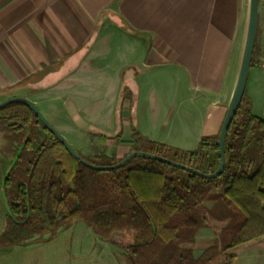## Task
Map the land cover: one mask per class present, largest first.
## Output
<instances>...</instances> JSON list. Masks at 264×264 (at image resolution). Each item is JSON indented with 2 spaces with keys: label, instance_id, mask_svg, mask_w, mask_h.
Returning <instances> with one entry per match:
<instances>
[{
  "label": "crops",
  "instance_id": "0c3cea01",
  "mask_svg": "<svg viewBox=\"0 0 264 264\" xmlns=\"http://www.w3.org/2000/svg\"><path fill=\"white\" fill-rule=\"evenodd\" d=\"M247 1L0 0V100L24 95L64 118L54 122L82 155L91 135L116 159L131 153L133 130L176 148L216 137L240 69ZM245 92L264 118V48Z\"/></svg>",
  "mask_w": 264,
  "mask_h": 264
},
{
  "label": "trees",
  "instance_id": "16d2710c",
  "mask_svg": "<svg viewBox=\"0 0 264 264\" xmlns=\"http://www.w3.org/2000/svg\"><path fill=\"white\" fill-rule=\"evenodd\" d=\"M256 50L257 42L252 66ZM60 66H46L15 87L37 83ZM0 132L7 142L2 153L12 159L1 182L6 212L1 247L55 236L82 222L120 248L126 264H235L243 245L264 238V118L253 112L246 92L227 133L225 170L211 179L146 158L92 170L19 102L0 109ZM218 140L219 135L204 137L196 149L184 150L133 130L131 152L210 174L221 162ZM77 152L98 166L122 160L100 151L92 157ZM211 221L224 225L198 255L193 245Z\"/></svg>",
  "mask_w": 264,
  "mask_h": 264
},
{
  "label": "rangeland",
  "instance_id": "374dc122",
  "mask_svg": "<svg viewBox=\"0 0 264 264\" xmlns=\"http://www.w3.org/2000/svg\"><path fill=\"white\" fill-rule=\"evenodd\" d=\"M247 2L250 3V0ZM256 42L257 48H264V0H260ZM4 100H0V102ZM38 108L51 124L67 138L72 147L76 149L74 138L67 135L61 128H58L57 124H55L56 122H54L57 120L51 119L43 107L38 106ZM63 119L59 118L57 122L63 124ZM66 122L69 123V120L66 119ZM91 140L92 143L89 148L81 149L82 153H84L83 155L88 154L85 155L87 157H92L98 151V147L102 145L100 142L96 143L95 138L91 137ZM6 143L4 134L0 132V233L5 227L6 214L1 182L12 161L9 155L7 157L2 153V148L7 146ZM184 145H186L187 149L194 150L199 143L192 144V146H189V144ZM211 222V228L204 229L197 238V244L193 245L196 253H202L206 247L211 245L224 225L220 222ZM237 256L239 259L237 264H264V239L243 245ZM0 264H126V261L121 254L120 248L109 241L101 239L92 229L80 222L70 228L61 229L55 236H36L26 241L23 245L16 247L0 246Z\"/></svg>",
  "mask_w": 264,
  "mask_h": 264
},
{
  "label": "water",
  "instance_id": "95a60500",
  "mask_svg": "<svg viewBox=\"0 0 264 264\" xmlns=\"http://www.w3.org/2000/svg\"><path fill=\"white\" fill-rule=\"evenodd\" d=\"M259 7H260V0H250L249 3V19H248V28L246 34V40L244 45V51L242 55V60L240 64V69L237 77V81L235 84V88L228 105V110L226 117L224 119L220 134H219V148H220V157L221 162L220 166L214 173H203L196 169L190 168L183 164L177 163L173 160H169L165 157H161L155 154L147 153V152H131L125 158H123L119 163L112 165V166H98L86 161L70 144L67 138L62 135L46 118V116L39 110L36 103L32 100L24 97V96H15L9 99H6L0 102V109L4 108L5 106L19 102L25 104L28 108H30L35 115L39 118V120L44 124V126L65 146V148L69 151V153L80 163L85 165L86 167L97 170V171H108L113 169H118L124 166L127 162L134 158H146L158 162L165 163L169 166L184 170L186 172L193 173L199 177L204 178H216L223 174L225 167H226V151H225V142L228 130L230 125L239 109V106L242 102V98L246 91V86L250 74V69L252 67V60L254 55V49L257 39V31H258V24H259ZM18 156L16 157L17 160Z\"/></svg>",
  "mask_w": 264,
  "mask_h": 264
}]
</instances>
